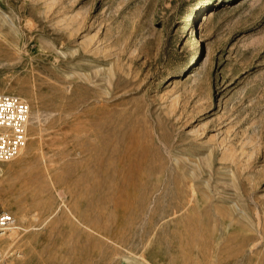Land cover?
Instances as JSON below:
<instances>
[{
	"label": "rangeland",
	"instance_id": "374dc122",
	"mask_svg": "<svg viewBox=\"0 0 264 264\" xmlns=\"http://www.w3.org/2000/svg\"><path fill=\"white\" fill-rule=\"evenodd\" d=\"M0 93L1 264H264V0H0Z\"/></svg>",
	"mask_w": 264,
	"mask_h": 264
},
{
	"label": "built area",
	"instance_id": "2783aa9c",
	"mask_svg": "<svg viewBox=\"0 0 264 264\" xmlns=\"http://www.w3.org/2000/svg\"><path fill=\"white\" fill-rule=\"evenodd\" d=\"M29 107L19 97L0 93V162H9L18 156L27 140ZM14 224L6 212H0V233Z\"/></svg>",
	"mask_w": 264,
	"mask_h": 264
},
{
	"label": "bare ground",
	"instance_id": "6f19581e",
	"mask_svg": "<svg viewBox=\"0 0 264 264\" xmlns=\"http://www.w3.org/2000/svg\"><path fill=\"white\" fill-rule=\"evenodd\" d=\"M25 230V229H24ZM12 231H13V229H12ZM11 232V231H10ZM9 235V234H8ZM3 236V233H0V251H1V248L3 247L2 246V244H3V240H2V237ZM7 237V236H6ZM4 252H5V250H4ZM3 252V253H4ZM2 260H3V257H2V254H1V252H0V264H1V262H2Z\"/></svg>",
	"mask_w": 264,
	"mask_h": 264
}]
</instances>
